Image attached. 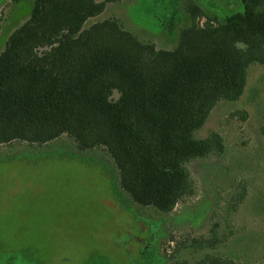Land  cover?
Instances as JSON below:
<instances>
[{
    "label": "trees",
    "instance_id": "obj_1",
    "mask_svg": "<svg viewBox=\"0 0 264 264\" xmlns=\"http://www.w3.org/2000/svg\"><path fill=\"white\" fill-rule=\"evenodd\" d=\"M110 1L32 0L0 52V145L67 136L79 152L104 153L122 195L170 214L195 194L186 165L225 150L218 133L195 131L218 103L241 97L251 65L264 67V0H239L242 10L221 21L188 6L171 50L138 40L117 19L85 28ZM245 195L227 193L209 235L178 240L165 264H188L175 257L180 250L228 242ZM195 264L240 263L207 254Z\"/></svg>",
    "mask_w": 264,
    "mask_h": 264
},
{
    "label": "rangeland",
    "instance_id": "obj_2",
    "mask_svg": "<svg viewBox=\"0 0 264 264\" xmlns=\"http://www.w3.org/2000/svg\"><path fill=\"white\" fill-rule=\"evenodd\" d=\"M190 5L217 21L242 10L239 0H113L84 26L117 19L138 40L171 50L189 24ZM31 6L32 0H0V52ZM263 115L264 67L253 64L241 97L218 103L195 131V138L218 133L225 150L186 165L195 194L170 214L122 195L104 153L79 152L67 136L44 146L0 145V264H165L178 240L209 235L227 193L242 188L245 199L228 242L183 249L175 257L195 264L216 254L264 264Z\"/></svg>",
    "mask_w": 264,
    "mask_h": 264
}]
</instances>
